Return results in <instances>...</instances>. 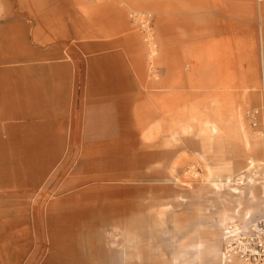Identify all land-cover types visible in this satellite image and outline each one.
<instances>
[{
	"label": "rangeland",
	"instance_id": "rangeland-1",
	"mask_svg": "<svg viewBox=\"0 0 264 264\" xmlns=\"http://www.w3.org/2000/svg\"><path fill=\"white\" fill-rule=\"evenodd\" d=\"M143 1L0 0L6 109L22 112L0 114V264H183L191 241L200 264H264V0ZM69 14L100 40L128 26L57 44ZM56 47L78 68L64 106Z\"/></svg>",
	"mask_w": 264,
	"mask_h": 264
},
{
	"label": "crops",
	"instance_id": "crops-1",
	"mask_svg": "<svg viewBox=\"0 0 264 264\" xmlns=\"http://www.w3.org/2000/svg\"><path fill=\"white\" fill-rule=\"evenodd\" d=\"M121 2L122 1L115 3L114 7L121 6ZM104 7H107V5H104ZM68 17L70 19L69 20L70 27L67 30L66 29L64 30V24L65 23L63 22L62 18L60 17L58 19V29H61V30H58L57 44L61 41V38H63L66 34H68L67 38L70 40H73L74 41L73 44L80 43L86 47L93 46V45L94 46L95 45H102V44L112 45L116 42L115 41L116 39L114 38V36H115V33L117 32V30L120 27H123V25H125L126 27L128 26L127 20L120 19L119 20V26L114 27L115 29L113 30V32L107 33V35H105L103 37L101 36V40H100V39H97L100 37V36L97 37V35H96L97 32H94V31L90 30L88 27H86L87 24L95 23V21H93V20L91 21V19H85L86 20L85 22L87 24H85V26H84L83 24L79 23V21L76 19V17L73 14H69ZM13 30H14V28H13ZM15 31H13V33L15 34L16 37L19 38L20 34H21L20 31H18L16 29H15ZM49 54H50V56H53L55 59L63 60L61 63H59L57 65L55 70L52 72V76L54 77V81L57 82V96L56 97L58 98V102L60 103V105L64 106L66 103L68 83H69V80L71 79L73 71L75 72V75H74L75 86L77 84V76H78L77 62H75L73 60V57H71L70 53H69V56L66 57L65 53L59 47H56L54 50L50 51ZM90 66H91L90 71H91V74L93 75L95 72H97V69L94 68V65L92 63ZM72 67H75V69H72ZM88 83H90V80H88ZM7 91H10V93H11V86L8 84V79L4 75L0 74V114H3V113L22 114V112L19 110L10 111V110L6 109V107L8 105V101L6 99H7L8 95H10L9 93H6ZM6 95H7V97H6ZM17 95L18 96L20 95V89H19V92ZM116 115H117L118 123H120L121 119H120V116L118 114V111H116ZM134 116H135V112H134ZM138 118H139L138 116L134 117V120H136L135 123H137V124L140 123V120ZM11 119L16 120L13 117L10 118V120ZM22 119H24V118H21V120ZM3 120H9V119L8 118L5 119V118L0 117V121H3ZM251 160L255 162L253 157L250 156L248 161H251ZM247 166H248V163L245 166V169ZM45 169H46V167L45 168L43 167L42 170L45 171ZM100 178H103V177H99V179ZM252 192H253V190H252ZM233 263L234 264H237V263L241 264L237 260H234Z\"/></svg>",
	"mask_w": 264,
	"mask_h": 264
},
{
	"label": "bare ground",
	"instance_id": "bare-ground-1",
	"mask_svg": "<svg viewBox=\"0 0 264 264\" xmlns=\"http://www.w3.org/2000/svg\"><path fill=\"white\" fill-rule=\"evenodd\" d=\"M134 1V3H135V1H137V2H139V3H137L136 4V6L137 7H139V6H142L143 5V3H144V1L143 0H133ZM145 1H153V0H145ZM133 3V4H134ZM108 9V8H107ZM109 10V9H108ZM141 20V19H140ZM139 20V21H140ZM151 46V50H150V53H151V55H150V57H152V56H154V55H156V51H155V49H154V44H151L150 45ZM166 110V109H165ZM160 112V111H159ZM162 114V113H161ZM256 164V162H254V161H248V166L246 167V171H249L251 168H253L254 167V165ZM227 182H232L231 180H226ZM249 182H253V180L252 179H249ZM262 187H264V186H262ZM250 195H252V189L250 190ZM255 209V208H254ZM247 213H248V211H247ZM238 228L236 227V226H233V229H230V228H226V232L224 233V236H225V238H226V242L227 243H229L230 242V240H231V238L230 237H237L238 236V234H237V232H238V230H237ZM187 246L188 247H190V248H193V249H196V251H197V253H196V256H194V258L193 259H191V260H189V261H187V262H185V263H183V264H200L201 263V261H202V256H200V253H201V249H202V244H201V242H195V241H191V242H188L187 243ZM213 247V246H212ZM213 250H211V251H209V254H213L214 253V248H212ZM227 250V252L229 253L228 255H226L225 253H222L223 254V258H222V260L224 261V263H226V264H234L233 263V261L234 260H237V261H239L241 264H245V261H247V260H244V259H242V258H239V257H237L234 253H230V250L229 249H226ZM255 251V250H254ZM254 251H252V252H254ZM200 252V253H199ZM182 256V255H181ZM222 262V261H221ZM207 264V263H206Z\"/></svg>",
	"mask_w": 264,
	"mask_h": 264
},
{
	"label": "built area",
	"instance_id": "built-area-1",
	"mask_svg": "<svg viewBox=\"0 0 264 264\" xmlns=\"http://www.w3.org/2000/svg\"><path fill=\"white\" fill-rule=\"evenodd\" d=\"M248 115H249V118H250V120H251V125L254 127V128H257V124H258V117H259V111L258 110H250L249 112H248ZM262 231V229L260 230V232ZM259 243H260V246L261 247H264V241H259ZM252 251H254V250H250L249 252H250V254H253V255H257V254H259V252L258 251H254V252H252Z\"/></svg>",
	"mask_w": 264,
	"mask_h": 264
}]
</instances>
